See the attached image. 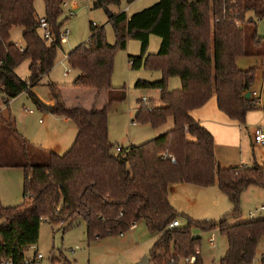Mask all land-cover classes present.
<instances>
[{
	"label": "trees",
	"instance_id": "trees-1",
	"mask_svg": "<svg viewBox=\"0 0 264 264\" xmlns=\"http://www.w3.org/2000/svg\"><path fill=\"white\" fill-rule=\"evenodd\" d=\"M43 2L51 42L41 34L42 17L35 0H0V95L6 105L27 93L41 112L71 120L77 135L64 154L32 144L43 155L44 163H32L26 153L27 162L21 166V204L4 206L0 197V264H23L29 247L39 241L44 220L52 225L67 223V229L77 219L85 222L89 240L124 234L134 223L144 221L151 234H159L150 254L155 264H180L189 257H196L194 264H203L201 237L194 229H217L228 241L220 264H253L264 238V218L243 220L240 204L251 186L264 189V164L255 161L251 166L222 167L215 155L213 134L192 117L191 111L216 96L218 108L245 125L248 113L261 108L254 95L246 97L253 93L257 68L240 69L237 59L250 55L245 26L256 24L255 18H264V0H159L131 16L122 11L109 18L116 34L113 44L103 27L91 23L88 43L67 55L70 68L78 71L71 90L90 92L93 101L88 106L80 99L70 103L65 90L54 82L47 84L54 100L51 106L32 90L55 67L63 45L60 35L68 19L61 20L66 0ZM121 2L95 0L93 5L111 8ZM214 18L218 22H213ZM236 20L242 21L241 28L235 25ZM15 27L24 29L22 47L11 41ZM151 35L161 38L157 53H147ZM129 38L140 41L142 48L141 55L129 56L131 67L144 66L162 73L157 81L136 83L139 88L158 89L162 104L140 99L134 123L157 129L173 119V128L116 152L109 138V113L115 104L127 99V92L125 87H113L114 58L118 49H127ZM260 39L257 33L253 35L255 44H260ZM24 60L30 61L28 79L16 73ZM173 77L181 80L180 89H170ZM1 111L0 131L27 144L28 140L19 136L10 109ZM16 166L2 162L0 144V167ZM179 183L217 185L233 209L219 221L194 220L170 203V188ZM181 218L184 223L170 226Z\"/></svg>",
	"mask_w": 264,
	"mask_h": 264
},
{
	"label": "rangeland",
	"instance_id": "rangeland-1",
	"mask_svg": "<svg viewBox=\"0 0 264 264\" xmlns=\"http://www.w3.org/2000/svg\"><path fill=\"white\" fill-rule=\"evenodd\" d=\"M66 1L64 14L61 16V20L68 18L62 29V31L68 32L66 42L63 43L58 52L52 72L45 76L43 84L37 86L34 91L43 103L51 102L53 97L47 84L54 82L61 85L65 90L70 103H75L80 99V102L83 100V104L88 106L93 101L90 92L77 94L71 90L70 85L78 71L70 68L66 57L76 47L88 43L91 23L96 24L97 27H103L108 42L112 44L116 42V34L114 26L109 22L106 8H94L95 0ZM158 1L135 0L129 4L127 0H122L120 6H112L110 10L115 14L124 11L128 16H131L151 7ZM35 6L38 14L44 17L43 0H35ZM71 9H74L75 15L73 17H69ZM248 16H253V14L248 13ZM255 21L256 24L247 23L245 26L246 49L250 55L239 57L237 62L240 69L243 70L257 68L252 91L258 94L256 98H258L261 108L250 111L252 113L250 119L254 121V125L245 124L242 126L246 138L244 139L241 157L247 164H254L256 161L262 165L264 164V145H252V139L257 125L264 126V18H255ZM23 30L22 27H15L11 32V41L20 47L24 46ZM255 33H257L258 38H261V43L258 45L253 42ZM160 44L161 38L157 35H151L147 53H157ZM141 51V42L129 38L127 49H118L114 58L113 87H125L127 92V99L117 103L109 113V138L115 145V151L118 146L128 148L131 145H140L173 128V119H169L165 126L157 129L146 124L134 123L140 99L147 97L154 100L156 105L162 104L160 92L157 89H145L136 86L139 80L157 81L162 78L160 71H153L144 66L137 69L131 67L129 56H139ZM16 72L22 79H28L30 76L29 60H24ZM66 72L68 73L66 74ZM169 87L172 90L180 89L181 80L177 77L170 78ZM8 108L16 119L19 136L29 142L27 141L25 144L17 136H12L6 131H4L5 133L0 131L2 162L7 163V165L12 163L18 165L16 167H0V197L2 204L7 207L19 205L23 200L24 169L21 166L27 162L26 153L31 155L32 163L45 162L43 155L37 152L36 147L32 144L64 154L72 146L77 135L76 125L71 120L41 112L26 93L15 98L11 105L2 106L0 100V109L3 110L1 112L5 113ZM28 110H32L34 113L30 114ZM0 115L2 116V114ZM41 119H43V123H40L39 120ZM186 186L189 191H180L176 194L179 203L183 206L192 205L193 199H199L195 205H192L191 209L194 220L219 221L223 215L233 209L231 200L226 194L218 190L217 185L205 188L191 184ZM201 193H203L202 199H205L206 202L200 201ZM262 204L264 205V189L252 186L245 191L240 204L243 220H248L250 218L248 212L256 210ZM261 216H264V211L258 212L254 219ZM180 222L184 223L185 220L181 218ZM66 226L67 223L52 225L47 220L42 222L40 238L36 247L44 255V259L39 264H137L144 256H150L151 249L159 238V234H151L147 230L144 221H139L134 229L131 228L123 235L111 236L102 240H89L86 224L82 219L75 220L67 229H65ZM194 234L201 237L203 264H220V259L228 247L227 239L217 229L207 231L194 229ZM212 240H214V245L211 243ZM35 252V249L29 248L26 255L28 258H32ZM263 256L264 238L260 240L253 264H264ZM186 263V259L180 262V264ZM151 264L155 263L151 262Z\"/></svg>",
	"mask_w": 264,
	"mask_h": 264
},
{
	"label": "crops",
	"instance_id": "crops-1",
	"mask_svg": "<svg viewBox=\"0 0 264 264\" xmlns=\"http://www.w3.org/2000/svg\"><path fill=\"white\" fill-rule=\"evenodd\" d=\"M110 9L111 8H109V10ZM70 11H74V9H71ZM113 14H115V12H113ZM66 59H67V57H66ZM237 61H238V59H237ZM237 65H238V67L240 66L238 64V62H237ZM29 66H30V61H29ZM29 72H30V70H29ZM67 73L68 72H66V74ZM44 78L40 82L39 85L43 84V82L45 80ZM39 85H37V86H39ZM37 86H35L32 89L34 93H35L34 90ZM253 92H255V91H253ZM0 100H1L2 106H5L2 95H0ZM14 100L15 99H13V101L9 102L8 104L11 105V103L14 102ZM53 104H54V100H51V102H46V105H49V106H51ZM29 113L33 114L34 112H32V113L29 112ZM251 114L252 113L250 112L247 116L246 125H249V126L252 124L254 125V121H252L250 119ZM191 115L195 120H197L201 125H203L207 130H209L213 134L214 139H215V155H216L218 163L222 167L227 168V167H235V166H242V165H249V166L253 165V163L252 164L245 163L241 157L244 139L246 138L244 135V129L242 128L243 125H240L237 121L231 119L228 115H226L224 112H222L218 108L216 96H213L209 100V102L207 104H205L203 107L192 110ZM65 119L69 120L67 118H65ZM43 122H44L43 119H41L40 123H43ZM254 144H257V143H255V141H254V133H253L252 145H254ZM258 145H260V144H258ZM186 185H189V184L188 183H179V184L172 185L170 188L169 200H170L171 205L176 209V211L185 213L192 218L193 217V213H192L193 211L191 210L192 205H195L196 201L199 199H193L192 205L183 206L182 204L179 203L178 196L176 194L177 192H180V191H189V189L186 188L187 187ZM191 185H193V184H191ZM194 186H196V185H194ZM197 187H199V186H197ZM218 190L221 191L219 188H218ZM202 195H203V193L200 194V198H201L200 201L206 202L205 199H202ZM261 206H264V205L262 204ZM250 211H252V210H250ZM249 212H248V215H249ZM260 218H264V216H261ZM249 219H252V218H249ZM256 219H258V218H256ZM227 249H228V247L226 248V251H227ZM226 251H225V253H226Z\"/></svg>",
	"mask_w": 264,
	"mask_h": 264
},
{
	"label": "built area",
	"instance_id": "built-area-1",
	"mask_svg": "<svg viewBox=\"0 0 264 264\" xmlns=\"http://www.w3.org/2000/svg\"><path fill=\"white\" fill-rule=\"evenodd\" d=\"M187 2L189 3H195L197 1H200V0H186ZM67 4V1L65 2L64 6H66ZM75 14H74V11H70L69 12V17H73ZM213 22H218V19L217 18H214L213 19ZM235 25L238 27V28H241L243 26L242 24V21L241 20H236L235 21ZM93 26H97L96 24H93ZM40 31H41V34L42 36L48 40L49 42L52 41V33H51V30H50V26H49V23L48 21L42 17L40 19ZM67 31H62L61 32V41L64 43L66 42V36H67ZM251 95H254L255 97L258 95L256 92H253L251 93ZM144 101H147L148 98L147 97H144L143 98ZM13 101V99H10L9 102ZM29 112H33L32 110H28ZM41 121V120H40ZM254 141L255 143L257 144H260V145H264V126L260 125V126H257L255 128V131H254ZM122 149V147L118 146L116 148V152H120ZM173 161H175V159L173 158L172 159ZM260 211H264V206H260L258 209L256 210H252L249 212V217L254 219L256 217V215L258 214V212ZM136 223H134L132 225V228H135L136 227ZM180 225V221L179 220H174L172 221V223L170 224L171 227H175V226H179ZM123 235V234H121ZM212 245H214V240H212ZM29 248H33L36 250L34 256L32 258H26L24 263L23 264H39L40 261L42 259H44V255L42 253H40L38 250H37V247L36 245H31ZM186 261L187 263L186 264H194L195 261H196V258L195 257H190V258H186ZM6 264H12L10 262H7ZM171 264H174V262H171Z\"/></svg>",
	"mask_w": 264,
	"mask_h": 264
},
{
	"label": "water",
	"instance_id": "water-1",
	"mask_svg": "<svg viewBox=\"0 0 264 264\" xmlns=\"http://www.w3.org/2000/svg\"><path fill=\"white\" fill-rule=\"evenodd\" d=\"M106 11L108 13L109 18H111L114 15L113 12L109 10V8H106ZM246 97L250 98L251 97V92L247 93ZM151 260H152L151 256L146 255L139 262H137V264H151Z\"/></svg>",
	"mask_w": 264,
	"mask_h": 264
}]
</instances>
